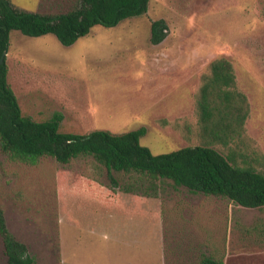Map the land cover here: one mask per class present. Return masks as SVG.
<instances>
[{
    "label": "rangeland",
    "instance_id": "1",
    "mask_svg": "<svg viewBox=\"0 0 264 264\" xmlns=\"http://www.w3.org/2000/svg\"><path fill=\"white\" fill-rule=\"evenodd\" d=\"M11 1L45 14L80 3ZM160 19L166 37L154 44L151 24ZM218 57L235 66L251 104L248 132L264 152V0H151L147 13L114 27L96 25L70 46L54 34L13 30L6 62L24 114L44 121L60 112V130L81 135L144 127L141 144L158 155L189 143L161 115L144 121L152 97L161 96L157 108L183 107L180 117L195 121L201 75ZM153 81L162 87L156 93ZM138 111L140 119L133 116ZM112 175L117 183L91 155L29 165L0 147V208L36 264H200L204 255L264 264V207H243L168 179L146 193L147 181L133 184L135 173ZM132 184L136 190L124 188ZM0 264H7L1 236Z\"/></svg>",
    "mask_w": 264,
    "mask_h": 264
},
{
    "label": "trees",
    "instance_id": "2",
    "mask_svg": "<svg viewBox=\"0 0 264 264\" xmlns=\"http://www.w3.org/2000/svg\"><path fill=\"white\" fill-rule=\"evenodd\" d=\"M150 1L80 0L66 12L45 14L0 0V59L9 50L13 30L33 37L54 34L63 45L70 46L96 25L114 27L147 13ZM166 30L164 20L153 21L152 42L161 43ZM8 73L5 60L0 64V147L13 161L35 165L42 157H52L68 163L91 155L105 166L113 183L118 181L112 171L135 173L133 184L138 187L147 181L146 193L156 192L159 181L168 179L192 192L225 197L243 207H264V152L248 132L251 104L239 88L230 59H214L201 75L195 95V121L163 119V124L179 132L189 145L158 155L141 144L144 127L120 133L96 129L81 135L60 130V112L44 121L24 114ZM133 184L124 188L136 190ZM0 236L7 264H36L28 246L10 232L2 208ZM200 264L225 261L204 255Z\"/></svg>",
    "mask_w": 264,
    "mask_h": 264
},
{
    "label": "crops",
    "instance_id": "3",
    "mask_svg": "<svg viewBox=\"0 0 264 264\" xmlns=\"http://www.w3.org/2000/svg\"><path fill=\"white\" fill-rule=\"evenodd\" d=\"M162 69H159L158 71H161ZM156 72H157V70H156ZM165 72H164V70L162 71V74L160 73V74H158V75H163ZM164 80V79H163ZM154 82V81H153ZM155 83V82H154ZM157 83V82H156ZM155 83V88H152V90L154 91V93H156V91H157V89H161L162 87H160V86H157V84ZM166 93V92H165ZM164 94V93H163ZM159 98H161V96H159V97H152V99H151V101H150V103H151V107H150V109H148V111L145 113L146 114V117H143L145 120L144 121H148V119L151 117V116H154V117H157V116H159V115H161V117H163L164 119H167V120H169V121H174L175 119H178V118H182V117H180L181 116V114H182V116H183V113H181V114H179V112L180 111H182L183 110V107H182V109L181 110H175V109H171V108H169V107H167L166 106V108H164V109H159V108H157V106L158 105H160V103L159 102H161L160 100H159ZM173 99V98H172ZM178 101V103H177V105L179 106L180 104H179V99L177 100ZM151 110V113H149V111ZM148 114V115H147ZM133 116L134 117H136L137 119H140L141 118V116H144V115H142V113L140 112V111H138V112H136V113H134L133 114ZM171 117H173V118H171ZM166 127H171V126H167L166 125ZM137 129V128H136ZM162 130V129H161ZM163 131V130H162ZM113 132V131H112ZM147 133H148V131H147ZM162 136H163V134H162ZM164 139V138H163ZM179 148H181V147H179Z\"/></svg>",
    "mask_w": 264,
    "mask_h": 264
},
{
    "label": "water",
    "instance_id": "4",
    "mask_svg": "<svg viewBox=\"0 0 264 264\" xmlns=\"http://www.w3.org/2000/svg\"><path fill=\"white\" fill-rule=\"evenodd\" d=\"M6 55H7V52H4L1 59H0V64L6 60Z\"/></svg>",
    "mask_w": 264,
    "mask_h": 264
}]
</instances>
